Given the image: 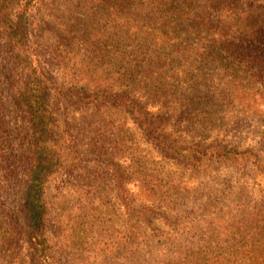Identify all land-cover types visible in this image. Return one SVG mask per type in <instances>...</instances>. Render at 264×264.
Listing matches in <instances>:
<instances>
[{"label": "trees", "instance_id": "1", "mask_svg": "<svg viewBox=\"0 0 264 264\" xmlns=\"http://www.w3.org/2000/svg\"><path fill=\"white\" fill-rule=\"evenodd\" d=\"M76 1L98 3L103 19L110 20L102 29L94 20L96 14L88 19L68 17L71 41L62 51L33 38L35 14L43 0H0V264H70L54 250L51 233L58 222L46 195L50 176L63 164L56 148L62 130L53 99L67 105L81 98L89 111L82 120L91 128L86 129L87 137L100 139L105 131L108 122L101 111L127 112L163 153L193 165L204 158L241 159L253 150L184 145L170 138L159 124L161 118L148 109V100L150 94L159 102L175 100L186 91L175 80L200 77L193 72L200 65L237 69L247 64L251 70L260 69L251 73L264 82L263 5L251 0ZM76 58L87 60L86 76L96 71L111 75V81L91 79L96 82L84 83L83 90L75 87L78 81L57 85L54 70ZM182 64L188 75L181 73ZM72 125L68 123L69 131ZM69 131L70 149L79 152V137ZM21 181L24 194L18 207L14 201ZM55 183L61 189L71 178L61 175ZM163 186L158 177H142L139 184L147 199L159 198ZM233 206L238 207L236 213L230 205L223 210L225 205L217 203L218 211L200 205L201 223L185 227L193 232L191 238L177 237L173 228L155 223V209L135 208L144 219L136 220L115 243L104 241L101 258L109 264H264V200Z\"/></svg>", "mask_w": 264, "mask_h": 264}, {"label": "rangeland", "instance_id": "2", "mask_svg": "<svg viewBox=\"0 0 264 264\" xmlns=\"http://www.w3.org/2000/svg\"><path fill=\"white\" fill-rule=\"evenodd\" d=\"M249 2L264 6V0ZM94 6L77 4L76 0H43L40 12L35 14L33 38L64 51L71 41L66 33L68 17L88 19L96 14L95 22L102 24V29L107 27L104 22L110 19H103L98 3ZM103 15L108 16V12ZM140 44H144L142 39ZM185 65L179 69L188 75ZM58 68L54 70L57 85L78 81L75 87L83 90L84 83L96 82L93 79L111 81V75L96 71L86 76L83 70L87 69V60L79 58L65 60ZM252 71L260 69L251 70L247 64L237 69L200 65L193 69L200 77L175 80L186 87L175 100L159 102L153 94L148 100V109L161 118L159 124L168 130L170 138L179 139L184 145L210 143L253 149L241 159L212 157L193 165L179 156L169 157L152 137L145 135L131 114L113 110L100 112L108 122L105 131L100 132L101 138L87 137L86 129L91 128L85 127L82 120L89 111L81 98L74 97L67 105L53 99L62 130L56 148L62 153L63 164L60 162L50 176L46 195L58 222L51 233L57 257L70 264H109L101 258L103 242L115 243L129 233L136 220L144 219L135 208L155 209V223L165 229L173 228L177 237L191 238L193 232L187 233L185 227L201 223L197 213L200 205L206 203L212 211L219 210L217 203L225 205L223 210L230 205L229 209L236 213L238 207H231L234 203L252 206L257 200H264V82L257 81ZM2 78L5 83L4 75ZM198 81L203 88H195L200 85ZM206 115L211 117L206 119ZM69 122L73 124L70 131ZM68 131L79 137V152L70 149ZM61 175L69 176L71 183L58 189L55 178ZM142 177L160 179L164 188L159 198L142 196ZM18 188L14 204L20 207L22 181Z\"/></svg>", "mask_w": 264, "mask_h": 264}]
</instances>
